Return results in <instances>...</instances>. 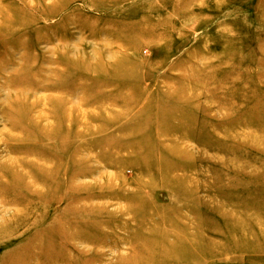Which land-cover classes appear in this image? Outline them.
<instances>
[{
  "label": "rangeland",
  "instance_id": "rangeland-1",
  "mask_svg": "<svg viewBox=\"0 0 264 264\" xmlns=\"http://www.w3.org/2000/svg\"><path fill=\"white\" fill-rule=\"evenodd\" d=\"M0 264H264V0H0Z\"/></svg>",
  "mask_w": 264,
  "mask_h": 264
},
{
  "label": "bare ground",
  "instance_id": "bare-ground-1",
  "mask_svg": "<svg viewBox=\"0 0 264 264\" xmlns=\"http://www.w3.org/2000/svg\"><path fill=\"white\" fill-rule=\"evenodd\" d=\"M105 1V0H104ZM108 2V0H106ZM121 1V0H120ZM119 0H109V2H112V3H119L120 2ZM123 1V0H122Z\"/></svg>",
  "mask_w": 264,
  "mask_h": 264
}]
</instances>
